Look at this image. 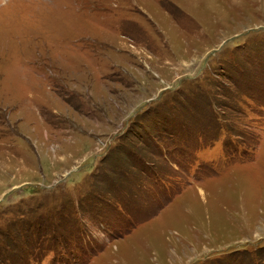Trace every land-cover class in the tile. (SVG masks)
<instances>
[{
    "label": "rangeland",
    "instance_id": "obj_1",
    "mask_svg": "<svg viewBox=\"0 0 264 264\" xmlns=\"http://www.w3.org/2000/svg\"><path fill=\"white\" fill-rule=\"evenodd\" d=\"M0 264H264V0H0Z\"/></svg>",
    "mask_w": 264,
    "mask_h": 264
},
{
    "label": "bare ground",
    "instance_id": "obj_2",
    "mask_svg": "<svg viewBox=\"0 0 264 264\" xmlns=\"http://www.w3.org/2000/svg\"><path fill=\"white\" fill-rule=\"evenodd\" d=\"M202 193V192H201Z\"/></svg>",
    "mask_w": 264,
    "mask_h": 264
}]
</instances>
